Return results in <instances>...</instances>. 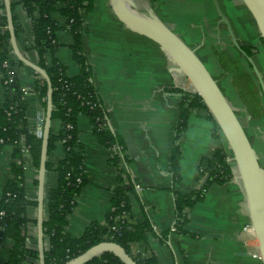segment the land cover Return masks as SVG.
<instances>
[{
	"label": "crops",
	"instance_id": "crops-1",
	"mask_svg": "<svg viewBox=\"0 0 264 264\" xmlns=\"http://www.w3.org/2000/svg\"><path fill=\"white\" fill-rule=\"evenodd\" d=\"M159 1L169 10L167 19L172 26H168L178 28L181 37L204 62L240 121V117L245 120L241 121L244 128L253 121L264 126V98L247 60L251 57L255 65L258 62L256 67L260 72L259 64L263 68L262 61L264 63V44L260 42L255 21L242 1L154 0ZM135 2L138 8L140 0ZM56 7L60 8L61 4ZM14 12L22 27L18 44L22 48L30 47L31 18L20 4L16 5ZM52 17L59 25H65L66 18L58 10ZM56 38L60 46L54 57L67 67L70 76H75L78 65L70 48L72 35L59 30ZM242 46L256 49L252 56H246ZM82 48L90 67L91 81L107 113L108 127L124 143L123 154L134 183L130 195L131 215L138 221L147 219L151 227L144 241L130 245L131 255L153 257L157 264H262L258 257L248 253L237 237L243 225L250 222L245 194L240 180L233 179L236 175L232 167L231 179L222 184H211L202 200L186 210L187 222L183 229L187 234L173 229L177 222L175 192L187 194L201 187L200 159L212 156L217 148L227 149L215 121L204 108L191 110L185 129L176 136L180 94L173 89L180 87L187 91L188 80L172 72V64L156 43L131 32L115 17L109 0H93V8L84 21ZM23 53L26 59L36 64V54L31 48ZM36 74L25 65L19 79L23 86L31 88ZM242 85L251 93H257L255 97L258 99L254 98L256 101L253 100L252 104L241 95L239 89ZM3 96L0 78V109ZM25 99L27 126L35 133L38 116L44 117L43 99L36 94ZM53 127L58 129L59 123L54 122ZM77 129L79 141L85 146L88 183L74 197L75 205L66 217L65 228L74 235L81 234L94 221L104 222L111 208L110 200L118 176L117 169L109 163L117 149L106 148L96 141L86 116H78ZM173 144L178 145L180 151V180L175 184L170 174ZM11 154L12 146L9 145L0 153V194L12 177ZM62 156V148L57 145L50 159L55 163ZM23 160L25 190L29 198L36 200L34 180L37 171L28 157L23 155ZM46 182L48 186H54L55 175L50 174ZM26 214L29 221L25 231L30 238L27 247L36 249V206H28ZM11 246L9 239L2 240L0 264L8 258ZM26 264H38V260L30 258Z\"/></svg>",
	"mask_w": 264,
	"mask_h": 264
},
{
	"label": "trees",
	"instance_id": "trees-1",
	"mask_svg": "<svg viewBox=\"0 0 264 264\" xmlns=\"http://www.w3.org/2000/svg\"><path fill=\"white\" fill-rule=\"evenodd\" d=\"M20 4L31 18L32 45L22 48L18 44L22 27L15 16V7ZM61 4L60 8L56 6ZM12 23L18 48L22 55L30 48L36 54V65L42 68L49 77L52 89L51 127L48 135L47 155L45 161L43 242L45 264H64L67 260L79 255L90 246L102 241H113L130 253V245L144 241L151 231L147 219L138 221L132 217L130 195L134 183L131 181L125 158L124 143L108 127L107 113L99 94L91 81L90 67L84 57L82 48V30L86 15L93 8V0H10ZM58 10L65 18V25H59L52 17ZM6 16L2 0L0 1V78L4 87L3 104L0 109V153L4 146H12V177L8 179L0 194V246L3 239H9L12 246L3 264H26L28 259L38 260L36 249H29L30 241L26 234L28 206H36V200L29 198L24 183V152L31 165L37 171L41 137H37L27 126L26 99L22 96L19 74L24 64L17 60L11 51L9 33L6 28ZM66 30L72 35L70 48L78 73L70 76L67 67L54 57L60 46L56 32ZM260 42L263 44L262 39ZM256 47L242 46L246 56H252ZM49 57V58H47ZM12 72V73H11ZM32 90L42 100L45 111L47 85L45 80L35 75ZM9 78H12L9 81ZM180 94L177 105L176 136L186 127L189 112L196 108H204L197 94L190 93L180 87L173 89ZM86 116L91 124V132L96 141L106 148L117 149L112 153L109 163L117 169V184L114 187L104 222L90 223L81 234L74 235L67 231L66 217L72 211L74 197L88 183L84 165L85 146L79 141L77 118ZM59 128L54 129L53 123ZM60 145L63 156L53 163L51 152ZM180 151L176 144L170 153V174L172 183L180 180ZM227 150L217 148L210 157H203L198 164L200 176H206L201 187L187 194L175 192L174 213L175 230L187 234L183 229L187 222L186 210L197 201L202 200L205 191L211 184H222L232 177V169L228 161ZM50 174L56 177L54 186L47 185ZM37 185V180H34ZM123 217V218H122ZM164 237V236H161ZM139 264H157L153 257H135ZM85 264H122L109 252L94 257Z\"/></svg>",
	"mask_w": 264,
	"mask_h": 264
},
{
	"label": "water",
	"instance_id": "water-1",
	"mask_svg": "<svg viewBox=\"0 0 264 264\" xmlns=\"http://www.w3.org/2000/svg\"><path fill=\"white\" fill-rule=\"evenodd\" d=\"M241 1L254 19L259 36L264 44V0ZM2 3L13 55L17 60L41 76L47 85L39 164L36 175V250L38 252V264H45L42 222L44 214L45 161L48 135L51 127L52 89L46 72L35 63L26 59L20 52L12 23L10 0H2ZM109 5L115 17L128 30L150 39L159 46L172 64V72L183 75L188 80L189 91H187L200 97L208 113L215 121L226 143L229 158L233 162V173H236L237 178L241 182L247 202L249 222L257 239L260 260L264 264V166L261 165L254 144L250 140L235 109L195 50L155 14L140 11L135 0H109ZM233 41L235 46L241 49L236 41ZM247 60L252 65L264 98V82L260 72L252 62L251 57H247ZM205 179L206 176L201 180L200 186L203 185ZM104 252L113 254L122 264H139L131 254L113 241H102L94 244L79 255L67 260L64 264H85Z\"/></svg>",
	"mask_w": 264,
	"mask_h": 264
},
{
	"label": "rangeland",
	"instance_id": "rangeland-1",
	"mask_svg": "<svg viewBox=\"0 0 264 264\" xmlns=\"http://www.w3.org/2000/svg\"><path fill=\"white\" fill-rule=\"evenodd\" d=\"M138 8L140 11L150 13V14H152V13L154 14V12H155L158 15V17L162 18V19L160 18V20L162 22H164L165 24H167L169 26H172L170 21L167 19L169 10L165 9L164 6H161L160 1L154 2V0H140V5H138ZM172 30L176 34H178L180 37L182 36L180 34V32L178 31V28L172 29ZM181 38L185 42V39L183 37H181ZM254 60L257 61V58L254 57ZM257 64H258V62H256V65ZM262 66H263V68L259 64L258 68H260V72H262V73H260V75H262L261 77L264 79V63H263V61H262ZM253 87H254V85L252 86V84H251V90H253ZM186 88H188V86H186ZM239 91H240L241 95L243 96V98L246 99V101L249 102L250 104H252L253 100L258 99V97H255L257 94L256 92H255V94L251 93V91L248 90L247 88H245L243 85L241 86ZM258 93H259V90H258ZM232 98L235 99L234 96H232ZM240 118H241L242 122H245V120L242 117H240ZM262 126L263 125H259L258 122L253 121L251 123V125H245V128L250 133L249 138L256 148V152H257V155L259 157L261 165L264 166V126L263 127ZM259 130H262V132L258 133ZM235 175H236V173H235ZM233 179H237V176H235Z\"/></svg>",
	"mask_w": 264,
	"mask_h": 264
},
{
	"label": "built area",
	"instance_id": "built-area-1",
	"mask_svg": "<svg viewBox=\"0 0 264 264\" xmlns=\"http://www.w3.org/2000/svg\"><path fill=\"white\" fill-rule=\"evenodd\" d=\"M12 73V72H11ZM12 78H9V81H11ZM21 91H22V96L24 98H28L30 97L31 95H35V92L32 90V88L30 87H27V86H21ZM43 115H39L38 116V125H37V129L35 131V135L37 137H41V134H42V126H43ZM227 152H228V149H226ZM228 155H229V152H228ZM24 156L28 157L27 154L24 152ZM228 161L230 163V166L233 167V162L230 160V158H228ZM204 176H202V179H203ZM123 218V217H122ZM176 224V223H174ZM173 229L175 230V228L173 227ZM240 240H242V242L244 243V245L246 246V249L248 251V253L252 256H255V257H259V254H258V244H257V239L254 235V232L251 228V225H243V227L241 228V230L239 231L238 233V236H237Z\"/></svg>",
	"mask_w": 264,
	"mask_h": 264
},
{
	"label": "flooded vegetation",
	"instance_id": "flooded-vegetation-1",
	"mask_svg": "<svg viewBox=\"0 0 264 264\" xmlns=\"http://www.w3.org/2000/svg\"><path fill=\"white\" fill-rule=\"evenodd\" d=\"M262 80H263V78H262ZM264 82V81H263Z\"/></svg>",
	"mask_w": 264,
	"mask_h": 264
}]
</instances>
